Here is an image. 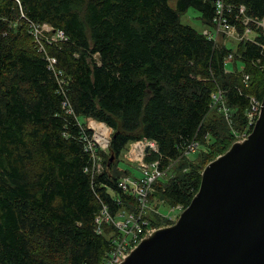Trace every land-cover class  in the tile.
I'll return each instance as SVG.
<instances>
[{
	"label": "trees",
	"instance_id": "obj_1",
	"mask_svg": "<svg viewBox=\"0 0 264 264\" xmlns=\"http://www.w3.org/2000/svg\"><path fill=\"white\" fill-rule=\"evenodd\" d=\"M171 1L0 0V264H100L120 236L112 224L97 232L102 205L112 214L138 205L118 188L130 172L119 164L132 142L156 141L159 153L147 160L160 159L162 169L177 161L150 201L187 208L205 165L230 149L234 132L248 131L251 97L264 96V34L239 45L243 70L235 64L228 72L233 50L181 22L192 8L213 27L215 0H176L175 8ZM225 3L234 6L228 18L239 30L241 6L264 18V0ZM30 23H47L65 39L45 41L43 51ZM219 90L229 118L213 109ZM82 118L113 130L99 175L85 171L91 156ZM194 139L202 151L179 159ZM147 219L157 228L177 221L153 211Z\"/></svg>",
	"mask_w": 264,
	"mask_h": 264
},
{
	"label": "water",
	"instance_id": "obj_2",
	"mask_svg": "<svg viewBox=\"0 0 264 264\" xmlns=\"http://www.w3.org/2000/svg\"><path fill=\"white\" fill-rule=\"evenodd\" d=\"M120 264H264V96L249 136L204 168L176 223L147 235Z\"/></svg>",
	"mask_w": 264,
	"mask_h": 264
},
{
	"label": "built area",
	"instance_id": "obj_3",
	"mask_svg": "<svg viewBox=\"0 0 264 264\" xmlns=\"http://www.w3.org/2000/svg\"><path fill=\"white\" fill-rule=\"evenodd\" d=\"M234 6L227 5L225 0H215V11L216 15L213 20L214 27L218 29H227L229 31L232 28L238 30L236 25L230 23L228 14H234ZM238 13L236 15L237 21L243 25V30L246 32H258L261 31L264 34V18H251L246 15V8L244 6L239 7ZM250 25V26H249ZM42 27L41 24L30 23L31 33L35 32V42L44 43L45 41L54 42L52 36L49 38L42 37V42L38 34L39 29ZM53 29V28H52ZM54 30V29H53ZM215 32V30H214ZM59 39L64 40V34L58 32ZM210 40L217 41L214 33L204 31L203 33ZM251 42H256L251 41ZM41 50H45L44 46H40ZM50 63L49 67L54 71L59 84H63V73L55 68L57 60L52 57H48ZM246 79H250L249 76H244L243 82ZM245 83V82H244ZM215 101H217L218 96L213 95ZM262 101L255 97H251L250 110L247 114L249 129L243 134H238L234 132V135L238 138L244 140L246 139L251 131L253 130L261 111ZM228 116V115H227ZM89 133H84V146L86 151L91 156L90 167L86 168V172H90L92 176L97 175L101 171L103 165V157L100 150H106L109 148L111 143V138L108 130H102L99 133L98 138L93 129H88ZM108 132V133H106ZM101 148H99V147ZM198 143L196 140L189 142L179 159H190L189 156L197 151ZM103 152V151H102ZM152 153H159L158 144L154 140H142L133 142L129 145L125 155V159L130 162H135L137 164V169L140 171V177L134 179L133 177H124L118 182V188L124 193L131 195L138 201L137 212H119L116 216L112 214L110 207L103 204L99 213L96 215L95 223L97 226V232L100 234L102 232V226L104 224H114L117 230L120 232V236L115 239V246L113 251H111L106 257L103 258L100 264H120L130 252L138 246V244L149 234L154 232L155 228L151 225V222L147 219L149 212H157L152 208L150 204V195L154 192V185L158 180L168 178L170 174V169L172 164L177 161H173L170 167L166 169L161 168V160L147 161V155ZM175 211H183L182 206H177L173 208ZM169 219H172L171 215H167Z\"/></svg>",
	"mask_w": 264,
	"mask_h": 264
},
{
	"label": "rangeland",
	"instance_id": "obj_4",
	"mask_svg": "<svg viewBox=\"0 0 264 264\" xmlns=\"http://www.w3.org/2000/svg\"><path fill=\"white\" fill-rule=\"evenodd\" d=\"M175 5H176V0H172L171 1V6L175 8ZM181 22H182V24L189 25V26L193 27L194 29L198 30L199 32H203L204 33V31H208V32L214 33L212 35H215V37L217 39L216 43L218 45L226 46V47H228V48L233 50L232 54L229 56V58L227 60L226 70L228 72H233L235 70V64H237V68H238L239 72L243 70V63L240 60L237 59V57H236V55L234 53H236V51L238 50L239 45L242 42L254 41L256 39L257 34H258L257 32H246V30L242 31V30H239V29L236 30L234 28H232V30L229 31L227 29H218L217 27H214V26L213 27H207V26H205L203 24V22L201 20L200 13L197 10L192 9V8L189 9L185 14L181 15ZM41 25H42V27L38 31V34H39L40 39H41V42H42V39H43L42 37L49 38V37L52 36L53 40H55V39L58 40L59 39V34H57L59 31H54L52 29L53 27L51 25L47 24V23H43ZM214 30H215V32H214ZM31 35L34 38L35 37V32H33ZM34 41H35V39H34ZM35 43L38 44L39 47L40 46H44V43H38V42H35ZM250 80L251 79H246L245 78V81H244L245 83L244 84L246 86H248L250 84ZM217 96H218V99H217L216 105L213 107V109H221V111L224 114V116L229 118L230 112L226 108V106L224 105V93H223V91L219 90L217 92ZM211 118L214 119V120L220 119V117L214 116V115H211ZM78 122H79V125H80L82 130L84 128L85 129H93L95 134H97L96 138H98L99 134H101L99 132L102 131V130H108L110 138H112L113 130L110 127H108L106 124L102 123V122H99V121H96V120H93V119H83V118L80 119ZM108 132H106V133H108ZM234 138H235V142L242 140V139L238 138L235 135H234ZM143 140H146V139H143ZM137 141H142V140H137ZM137 141H134V142H137ZM196 142L198 143L197 151L194 154H191L189 156V158H191V159H195L197 157V153H199L203 149L201 144H200V142H199V140H196ZM99 148H101V147H99ZM108 149L100 150V153L102 151L103 152H107ZM215 152H214L213 155L209 156L207 160H210L211 158H214L215 156H217L218 153H215ZM148 156L149 155H147V157ZM204 157L207 158L206 156H204ZM122 160H124V161H122L119 164V168L121 170H123V171L124 170H129L130 171L128 175H125L122 178H124V177L132 178L133 177L134 179H137L138 177H140V171L137 169V164L135 162H130L129 160L125 159V155L123 156ZM146 160H147V158H146ZM157 160H159V159H157ZM113 162L115 163L114 159L112 161H110V163H113ZM172 163H173V161L171 162V164ZM175 164L176 163L174 162L172 164V166L174 167ZM198 165L204 166V163L200 161ZM205 167H206V165H205ZM116 169H117V166L116 167L114 166V170H116ZM104 170H105V165L103 164L102 167H101V171L99 173H97V175L101 174ZM114 170H112V172ZM137 203H138V201H137ZM150 204H151L152 208L155 209L157 212H159L161 215H165V216L171 215L172 219H174V220H176V219L178 220L179 215H181V212L173 210L171 207H169V205H167L166 203H163V201L160 198H155V200L153 202L150 201ZM137 207H138V205H137ZM122 212H133V213H135V212H137V208L134 209V210L122 211ZM116 215L117 214H114V216H116ZM115 228H116V226H115ZM153 228L159 229L157 227H153Z\"/></svg>",
	"mask_w": 264,
	"mask_h": 264
},
{
	"label": "bare ground",
	"instance_id": "obj_5",
	"mask_svg": "<svg viewBox=\"0 0 264 264\" xmlns=\"http://www.w3.org/2000/svg\"><path fill=\"white\" fill-rule=\"evenodd\" d=\"M186 208H183V211L185 210ZM183 211H181V213L183 212ZM180 216V215H179ZM178 218V217H177Z\"/></svg>",
	"mask_w": 264,
	"mask_h": 264
}]
</instances>
